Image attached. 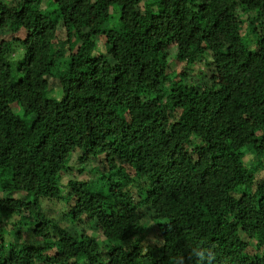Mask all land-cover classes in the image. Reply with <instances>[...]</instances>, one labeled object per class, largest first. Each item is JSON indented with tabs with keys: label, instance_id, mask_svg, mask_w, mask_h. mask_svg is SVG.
Wrapping results in <instances>:
<instances>
[{
	"label": "trees",
	"instance_id": "trees-1",
	"mask_svg": "<svg viewBox=\"0 0 264 264\" xmlns=\"http://www.w3.org/2000/svg\"><path fill=\"white\" fill-rule=\"evenodd\" d=\"M0 264H264V0H0Z\"/></svg>",
	"mask_w": 264,
	"mask_h": 264
},
{
	"label": "rangeland",
	"instance_id": "rangeland-1",
	"mask_svg": "<svg viewBox=\"0 0 264 264\" xmlns=\"http://www.w3.org/2000/svg\"><path fill=\"white\" fill-rule=\"evenodd\" d=\"M45 1L46 0H44V2ZM44 7H45V4H44L43 8ZM111 10H112V13H113V20H116L118 18V15L116 14V11H113V8ZM19 36L21 38L24 37V35H22V34H20ZM176 65L178 66V64H176V61H173L171 63V65H170V67H169V70H174L175 67H176ZM196 67L197 66H193L190 69H188L189 71H188V74L186 76V79H189L192 82L191 85L185 86V90L188 91V93L189 92H191V93H194L195 92V90H194V88H195L194 87V84H196V81L200 80V78L202 77V75H198L197 74L196 69H198V68H196ZM201 71L206 72L205 75H207V74H209V72H211V69L208 70L207 68H203V66H201ZM51 85L56 87V85H57L56 80L52 79ZM46 214H48V215L56 218L58 221H60L62 224H64L63 223V219H64L65 211H63V209H61V208L60 209H57V208H54L52 206V209L51 210H48ZM146 221H148V220H146ZM23 226H25V225H23ZM10 227L11 228H9L8 230L7 229L4 230L3 235H5V236H2L3 240L5 241V243H6V241H11L12 240V236H10V232H14L15 229L17 230V227L16 226H15V229H14V227L12 228V226H10ZM146 227H147V229L145 230V232L142 235H140L139 237L135 238V243L134 244L137 245L141 241H147V240H150V242H152V243H154V242L157 241L156 240V236L153 233V230H152V227H151V223L150 222L147 223V226ZM24 237L25 238H28L29 240L35 241V239L32 236L31 237H26L24 235Z\"/></svg>",
	"mask_w": 264,
	"mask_h": 264
},
{
	"label": "clouds",
	"instance_id": "clouds-1",
	"mask_svg": "<svg viewBox=\"0 0 264 264\" xmlns=\"http://www.w3.org/2000/svg\"><path fill=\"white\" fill-rule=\"evenodd\" d=\"M200 257H201V261H203V259H204L203 253H200Z\"/></svg>",
	"mask_w": 264,
	"mask_h": 264
}]
</instances>
